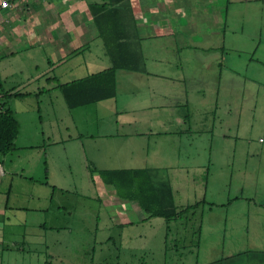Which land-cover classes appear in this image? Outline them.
I'll return each mask as SVG.
<instances>
[{
	"label": "crops",
	"instance_id": "crops-1",
	"mask_svg": "<svg viewBox=\"0 0 264 264\" xmlns=\"http://www.w3.org/2000/svg\"><path fill=\"white\" fill-rule=\"evenodd\" d=\"M105 2L19 0L0 11V62L25 50H39L48 70L41 77L56 89L57 83L85 79L108 69L111 60L90 10ZM117 9L129 51L139 58L137 68L116 71L112 99L69 108L61 96L68 111L88 121L72 119L74 135L56 143L62 147L66 162L82 163L88 172L89 166L93 168L89 176L96 190L98 214L87 216L70 205L53 206L62 188L48 182H41L46 184L41 191L21 193L27 200L34 199L35 205H10L11 184L23 179V174L8 168L4 176L11 184L0 207V264H5L9 251L20 246L23 250L24 237L9 239L8 233L12 227L24 228L31 213L37 215L35 238L31 240L41 248L43 257V262L37 259L36 264H84L85 260L93 264L96 257L104 258L107 254L96 251L94 239L100 230L101 212L122 236L115 258L128 255L139 262V255L146 257L149 250L140 248L144 235L138 227L152 229L155 221L161 220L140 209L137 202L119 197L100 173L136 169L163 172L159 182L165 180L170 185L175 206L183 208L191 205L188 196L192 187L194 202L200 200L203 185L207 197L210 177L201 174L204 166L233 163L234 149L241 141L240 121L232 119L234 108L248 126L243 133L256 124L264 135V0H124ZM100 62L104 66L97 69ZM31 95L18 98L35 97ZM6 103L16 117L9 99ZM258 142L259 152L253 151L254 141L242 145L254 157L264 154V138ZM192 166L197 175L191 172ZM24 180L40 184L33 177ZM259 182H264L263 176ZM81 198L88 200L90 196ZM16 213L23 215L21 222ZM183 220L158 223L169 230L171 224ZM83 226L93 239L82 242L77 255L75 246H80L78 241L83 237L77 230ZM64 232L67 236H60ZM106 240L115 242L111 236Z\"/></svg>",
	"mask_w": 264,
	"mask_h": 264
},
{
	"label": "rangeland",
	"instance_id": "rangeland-1",
	"mask_svg": "<svg viewBox=\"0 0 264 264\" xmlns=\"http://www.w3.org/2000/svg\"><path fill=\"white\" fill-rule=\"evenodd\" d=\"M95 52H98V48H95ZM43 58L44 55L34 49L25 50L16 58L0 62V79L6 91L14 89L13 92L29 93V96L31 93V96H35L30 99H9V105L14 110L15 119L21 128L14 141L15 148L3 159L5 164L0 172V207L4 205L5 191L9 190L11 184L4 176V171L11 167L17 173L23 174V179L14 180L11 184L10 205H35L33 198V201L27 200L21 193L41 191L43 186H46H42L41 182H48L62 188V192L57 191L53 206H75L79 213L95 216L98 203L94 199L96 190L90 181L89 172L82 163L76 161L74 164V161H71V165L66 162L61 154L62 147L56 144L74 135L72 119H78L80 123H86L88 120L68 111L61 93L53 85L45 83L41 76L48 73V70ZM97 66L98 69L104 64L100 62ZM39 92L42 94L38 95ZM37 96L42 97L37 99ZM235 97L237 101V96ZM233 112L232 119L240 121V147L234 149L235 158L232 164L204 166L201 174L203 177L209 175L210 182L206 198L205 186L201 187L199 201L205 200L209 205L203 208L201 216L198 213L194 219L185 218L180 224H171L169 230H164L162 223H158L164 220L158 217L156 220L161 221H155L152 229L139 226V231L144 235L140 240V248L145 247L149 254L146 257L139 255L140 260L136 262L134 257L131 259L128 255H122L119 260L115 258L117 249L121 246L122 236L120 231L112 229L108 219L101 212L98 219L100 230L94 238L97 241L95 247L96 251L100 249L107 255L99 260L96 257L93 264H264V182H259L261 176L264 177V154L252 157L242 145L244 142L248 144V140L254 141L253 151L259 152L258 139L264 138V135L256 124L243 133L248 127L245 119H239L235 108ZM30 145L36 146L25 148ZM154 172L153 180L159 183L163 172ZM191 172L197 175L194 166ZM24 177H33L40 181V184L26 181ZM226 180H230V183L223 184ZM196 191L200 193L198 188ZM82 195H88L90 199L84 200ZM192 195L193 187L189 189L190 204L195 203ZM211 203L216 204L212 207ZM220 204L224 205L218 206ZM208 209L212 211H207ZM36 216L35 213L29 214L24 228L12 227L9 230V239L24 237L25 241L23 250L20 246L19 250L14 249L6 253L8 259L5 264H36L37 259L43 262L41 248L36 247L31 240L35 238L33 227L37 224ZM15 217L21 222L23 215L16 213ZM89 224L92 225V222ZM83 228L77 230L83 234L78 241L80 246H75L77 255H80L76 251L82 247V242L88 238L93 239L86 233L85 226ZM60 236H67V232L61 233ZM109 236L113 237L115 242H108L106 238ZM82 263L89 264L86 260Z\"/></svg>",
	"mask_w": 264,
	"mask_h": 264
},
{
	"label": "trees",
	"instance_id": "trees-1",
	"mask_svg": "<svg viewBox=\"0 0 264 264\" xmlns=\"http://www.w3.org/2000/svg\"><path fill=\"white\" fill-rule=\"evenodd\" d=\"M124 0H106L100 6L90 8L95 26L103 42L111 66L85 79L66 84L57 83L67 106L76 108L99 101L112 99L116 93L115 74L117 70H134L139 58L130 53L124 34L117 5ZM42 94L39 92L38 95ZM29 93L5 91L0 83V163L2 158L15 147L14 141L19 133V123L7 101L13 97H25ZM89 166V172L93 173ZM105 184L115 188L116 194L126 200L137 202L140 209L151 217H159L167 222L178 219H194L201 216L206 202L198 201L183 208L174 204L173 193L168 183H156L153 171L148 169L103 171L100 173Z\"/></svg>",
	"mask_w": 264,
	"mask_h": 264
},
{
	"label": "built area",
	"instance_id": "built-area-1",
	"mask_svg": "<svg viewBox=\"0 0 264 264\" xmlns=\"http://www.w3.org/2000/svg\"><path fill=\"white\" fill-rule=\"evenodd\" d=\"M19 0H0V11L6 10L18 3Z\"/></svg>",
	"mask_w": 264,
	"mask_h": 264
},
{
	"label": "water",
	"instance_id": "water-1",
	"mask_svg": "<svg viewBox=\"0 0 264 264\" xmlns=\"http://www.w3.org/2000/svg\"><path fill=\"white\" fill-rule=\"evenodd\" d=\"M0 172H1V167H0Z\"/></svg>",
	"mask_w": 264,
	"mask_h": 264
}]
</instances>
